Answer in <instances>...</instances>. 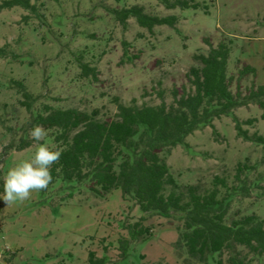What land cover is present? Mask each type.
<instances>
[{"label": "rangeland", "instance_id": "rangeland-1", "mask_svg": "<svg viewBox=\"0 0 264 264\" xmlns=\"http://www.w3.org/2000/svg\"><path fill=\"white\" fill-rule=\"evenodd\" d=\"M3 0H0V3ZM205 9L168 10L160 0H32L40 17L15 7L0 11V196L7 172L30 161L36 143L29 137L34 117L50 106L76 108L105 121L115 117L117 100L125 105H158V91L172 104L174 89H191L187 75L200 64L196 54H207L208 41L231 48L228 76L231 90L246 96L264 85V0H193ZM143 6L151 15H176L175 28H142L134 18L123 27L112 10ZM24 16H29L24 20ZM128 51L127 57L124 52ZM80 62L98 70V78L82 74ZM256 75L239 77L246 65ZM22 82L36 98L31 111L23 105ZM262 110L255 103L234 109L202 126L186 139L187 146L163 155L180 191L213 187L216 176L227 181L232 195L227 223L247 215L264 220V144L237 135L234 117L250 135L264 137ZM39 143L61 150L56 129ZM25 141L31 146L19 150ZM238 167L243 169L241 179ZM243 188H246L243 189ZM168 187L165 194L168 195ZM144 217L151 229L145 240L133 242L121 257V238H129L127 225ZM183 214L172 218L145 214L119 189L100 196L90 181L55 179L29 199L5 205L0 199V264H88L89 252L107 257L108 264H264V255L243 246L210 255L202 262L191 257L180 241Z\"/></svg>", "mask_w": 264, "mask_h": 264}, {"label": "trees", "instance_id": "trees-1", "mask_svg": "<svg viewBox=\"0 0 264 264\" xmlns=\"http://www.w3.org/2000/svg\"><path fill=\"white\" fill-rule=\"evenodd\" d=\"M168 10L205 9L206 5L193 0H160ZM21 7L40 17L38 6L32 0H3L0 11ZM116 20L126 27L134 18L139 26L152 31L156 26L175 28L176 15L160 17L145 12L143 6L133 5L113 9ZM29 16H24L27 20ZM207 54H196L200 64L187 75L191 89L183 87L172 91L173 102L168 105L162 90L158 91V105H125L117 100V113L110 120H99L95 112L87 113L76 108L55 109L46 107L36 114L35 125L56 129L55 141L61 143L62 155L51 168L52 182L90 181V189L100 196L119 189L123 199H131L145 214L172 218L174 212L183 214V232L180 241L188 254L204 262L208 256L224 250L243 246L257 255H264V220L257 215H247L227 223L232 195L221 196L220 188L230 191L227 181L216 176L213 187L201 192L197 186L180 191L175 177L163 155H169L178 146H187L186 139L202 126L215 128L214 120L229 115L234 109L255 103L262 110L264 120V85L252 87L246 96L231 90L232 78L228 76L230 46L220 42L214 46L208 41ZM128 51L124 52L127 57ZM0 48V56H5ZM127 55V56H126ZM82 74L98 78V70L80 62ZM256 75V69L246 64L239 72L243 78ZM25 98L23 105L31 111L35 97L22 82H15ZM237 135L247 141L264 144V137L250 135L243 125L254 120L240 121L234 117ZM31 146L25 141L19 146ZM243 169L238 167L240 180ZM171 191L165 194L166 189ZM246 190V188H243ZM264 189V187H263ZM144 217L127 225L129 238L119 240L121 257L128 255L133 242L145 240L151 229L144 226ZM232 264H245L235 257ZM88 264H108L107 257H97L89 252Z\"/></svg>", "mask_w": 264, "mask_h": 264}, {"label": "clouds", "instance_id": "clouds-1", "mask_svg": "<svg viewBox=\"0 0 264 264\" xmlns=\"http://www.w3.org/2000/svg\"><path fill=\"white\" fill-rule=\"evenodd\" d=\"M48 135L42 125H35L29 130V137L36 143L34 157L23 161L7 172L4 177L3 194L0 199L5 205L29 199L32 192L46 190L52 182L51 168L56 164L62 152L53 150L45 140Z\"/></svg>", "mask_w": 264, "mask_h": 264}]
</instances>
